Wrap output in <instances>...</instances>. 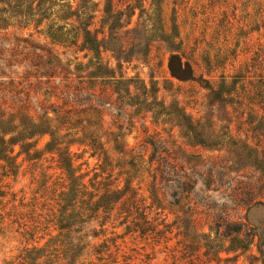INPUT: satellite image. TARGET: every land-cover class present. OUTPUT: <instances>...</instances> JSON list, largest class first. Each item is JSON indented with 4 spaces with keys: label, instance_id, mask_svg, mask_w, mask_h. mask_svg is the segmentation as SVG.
I'll list each match as a JSON object with an SVG mask.
<instances>
[{
    "label": "rangeland",
    "instance_id": "374dc122",
    "mask_svg": "<svg viewBox=\"0 0 264 264\" xmlns=\"http://www.w3.org/2000/svg\"><path fill=\"white\" fill-rule=\"evenodd\" d=\"M68 1L72 3L74 0H66L63 4ZM98 2H101L99 9L104 10L107 0L94 1ZM113 2L122 14V20L127 21L135 8L130 23L124 24L120 29L128 43L127 51L132 49L131 44L135 43L137 33L143 31V28L150 35L161 36L165 26L167 41L154 42L149 52H146L144 46V55L149 53L151 58L148 64L133 62L131 65H124L123 71L133 79V83L126 86L129 95L125 93L127 88L124 86L118 93L114 91L115 85L106 87L113 92L112 105L103 106L106 125L102 129H94L100 142L104 144L107 162H104L105 153L101 158L92 157V152L85 154L86 148L75 145L72 151L79 155L75 158V166L79 168L84 164L80 174H89L86 179L88 184L96 175H102V167L107 169L104 177L112 175L111 180L120 179L121 189L125 186V180L130 178L133 187L138 189L139 198L144 199L150 196L153 182L149 174L144 173V168L150 166L151 159L160 162L163 179L161 184L158 182L157 188L162 209L159 211L160 216L151 215V218H160L156 223L164 221V228L161 226L163 238L157 240L139 233H128L126 226H121L123 218L118 220L117 211H114L111 213V220L104 227L106 232L100 235L99 241L102 244L106 239H113L114 244L111 242L108 252L103 247L101 249L104 250L101 257L111 258L99 263L93 257L86 264L91 261L96 264H115V261L117 264H264V208H253L249 212L238 186V182L242 180H264V174L258 170L260 160H249L231 153L233 144L229 139L232 135L235 140L264 145L262 132L256 130L264 119V111L257 106L256 113L250 116L237 109L236 102H247L242 100V96L239 99L238 93L242 92L245 84L247 90L251 88L250 79L238 83L234 79L242 67L251 62L254 53L264 47V0ZM96 15L95 27L98 28L103 14L99 12ZM224 17H227V21L222 26L221 20ZM178 33L181 34L180 38H176ZM15 38L16 34L5 36L0 33V82H22L28 73L31 76L37 74L24 61L25 55L21 54L25 45H21L20 55L13 58L8 56L9 49L16 42ZM158 38L156 39L160 40ZM65 40L66 38L61 40L60 44L70 45L71 38L67 43ZM179 47L182 51L176 52ZM248 49L250 53L247 52ZM227 50L236 51L238 56L229 55V60L224 64H210L209 60L215 59L219 51ZM184 52L187 54L184 55L185 58ZM86 54L84 52L80 55L84 67L88 63V58L84 57ZM208 54L211 59H207ZM173 57L190 66L192 78L173 74L170 68ZM7 58L10 60L8 65L4 62ZM69 58L73 60L72 55ZM113 66L116 67V62H113ZM95 67L94 65L93 69ZM91 72L92 69L87 71L83 68L82 76L85 78L82 81H91L83 86L85 92L90 90L89 92L99 96L100 89L104 87L98 85L101 80L88 77ZM117 73L119 74L118 70ZM258 81L257 77L253 79L254 84ZM45 87L39 88L42 89L39 90L40 102L47 108L53 100L49 94L44 95ZM233 88L234 92L222 96L224 102L214 99L213 92H226ZM135 96L140 103L144 102L143 108L139 105H126ZM91 100L93 105H98V99ZM176 101L186 108L185 111L177 109ZM30 103L38 115H44L39 103L33 99ZM226 104H229L227 110L223 109ZM89 107V104L84 103L82 108L88 110ZM183 113L186 117H181ZM191 127L208 134L205 137L208 140L207 146L200 145L202 136L190 133ZM76 130L72 132L76 133ZM90 132L95 131L91 129L86 135H90ZM80 137L82 134L75 138ZM156 139L160 148L157 154L148 145V142ZM71 140L73 138L68 137L64 141L67 143ZM37 141L36 150L43 156L24 164L26 156L19 158L18 163L23 166L17 177L3 178L1 166L5 163L0 161V186L7 193L5 199L0 198V264H22L23 259L31 255L35 248H43L51 240L47 235L49 231L43 230L45 226L32 236L31 228L35 223L30 222L28 217L25 223L21 221V224H14L13 217L6 215L14 208L24 214L34 209L38 211L42 205V193L36 194L43 183L40 180H55L62 173L57 169V155L45 151L51 137L37 136L30 142ZM19 150L17 147L16 152ZM183 175L192 180L190 186L181 184L180 177ZM89 191L93 192L91 188ZM21 203L26 209H22ZM150 203L149 200L147 205ZM180 220H186L187 223L180 225ZM103 221L101 217L99 222ZM225 222L230 223L233 230L228 238L221 236ZM26 223L28 227L24 228L23 224ZM240 224L243 225L241 234L233 233ZM95 227L98 231L103 230L97 223ZM51 234L56 236L58 233L55 231ZM191 244L196 245V248L200 246L192 254L186 250V246ZM217 255L223 259L221 262H218ZM34 257L33 255L32 258ZM227 259L230 261H225ZM36 264L44 263L39 261ZM77 264L83 262L78 259Z\"/></svg>",
    "mask_w": 264,
    "mask_h": 264
},
{
    "label": "trees",
    "instance_id": "16d2710c",
    "mask_svg": "<svg viewBox=\"0 0 264 264\" xmlns=\"http://www.w3.org/2000/svg\"><path fill=\"white\" fill-rule=\"evenodd\" d=\"M64 1L0 0V33L5 36L17 35L16 42L13 48L9 49L8 56L13 58L20 55L18 54L20 47L22 44L25 45L21 53L25 55L24 61L29 64L30 68L37 71L34 76L28 73L25 81L22 82L12 80L0 82V161L5 163L4 166H1L2 177H17L25 162L30 163L43 156L36 150L38 141L34 143L30 141L37 136L44 137L46 135L51 137V141L46 145L45 151L57 155V169L62 172L55 180L51 178L48 181L45 178L40 180L43 183L36 194L42 193L40 197L42 205L38 211L34 209L24 214L14 208L12 212L6 214L10 218L13 217L14 224H21V221L25 223V219L28 217L30 222L35 223L31 228L32 236L39 233L40 228L45 226L43 230L49 231L47 235L51 237V240L43 248H35L31 255L24 258L22 264H36L39 261H43L44 264H77L78 259L86 264L93 257L95 260L97 258L99 263L109 260L111 257L108 259L101 257L104 251L101 249L103 247L108 252L113 239H106L102 244L99 241L100 235L106 232L104 227L111 220V213L114 211H117L118 220L123 218L121 226H126L128 233H139L157 240L163 238L161 226L164 228V221L156 223L160 218H151V215L160 216L159 211L162 209L157 188L163 179L160 162L151 159L149 167L144 165L146 167L144 173H148L153 182L150 196L142 199L139 198L138 189L133 187V181L130 178L125 180V186L121 189L119 178L111 180L112 175L104 177L107 171L106 167L101 168L102 175H96L89 180L88 184L86 179L89 174H80L84 164L79 168L75 166L77 161L75 158H78L79 155L74 153L72 148L78 145L86 148L85 154L90 151L92 157H102V154L105 153L104 144L100 142V137L94 128L102 129L106 125L103 106L112 105L113 92L111 93L106 87L115 85L114 91L118 93L122 86L126 87L128 83H133V79L123 71L124 65H131L133 62L141 65L148 64L151 58L149 53L144 55V46L146 52H149V48L154 42H166L165 26H163L161 36L158 35L159 38L150 35L143 28V31L137 33L135 43L131 44L132 49L127 51L128 43L120 29L124 27V24L130 23L135 8H133V14H130L126 21L120 17L122 14L118 12L113 0H107L104 10L99 9L101 2L94 3L95 0H74L72 3L68 1L63 4ZM99 12H102L103 15L99 20L100 26L96 28V14ZM225 21H227V17L221 20L222 26ZM162 23L164 24V20ZM180 35L178 33L176 38H180ZM65 38L66 43L71 38L70 45L60 44L61 40ZM175 51L182 50L179 47ZM84 52H87V56L84 57L88 58L85 67L80 57ZM247 52L250 53V49ZM69 55L73 56V60L69 58ZM184 55L187 54L184 52ZM229 55L238 56L236 51H219L215 59L213 58L209 62L213 65L224 64L229 60ZM208 57L211 59L209 54L207 59ZM187 60L189 61V59ZM4 62L6 65L10 64L9 58L4 59ZM113 62H116V67L113 66ZM94 65L95 69H93ZM83 68H86L87 71L92 69L88 77L101 80L98 85L104 88L100 89L99 96L89 92L90 90L85 92L83 84L91 81H82L85 78L82 76ZM170 68L177 77H193L190 66L183 64L179 58L173 57ZM256 77L259 81L254 84L253 79ZM234 79L235 83L250 79L249 85L251 86L247 90L245 84L242 87V92L238 93L239 99L242 96V100L247 101L246 103L236 102L238 112L251 116L256 113L257 106L264 111V47L254 53L251 62L246 63ZM142 85L144 89V82ZM41 86H46L44 95L49 94L53 100L47 108L40 102L41 91L39 90L42 89L39 88ZM234 91L233 88L226 92H213V96L214 99L224 102L222 96ZM125 93L129 95L128 88ZM92 98L93 101L98 99L96 100L98 105L92 104ZM31 99L39 103V108L44 112L43 116L36 113L30 103ZM129 100L126 103L127 106L139 105L143 108L144 102L140 103L138 97L135 96ZM84 103L90 105L88 110L82 108ZM179 103L177 102V109L185 111L186 108L180 106ZM227 105L229 104L223 106V109L227 110L229 108ZM181 117H186V115L183 113ZM189 125L191 126L192 123ZM79 126H83V128L78 129ZM75 129H77L76 133L72 132ZM91 129L95 132L86 135ZM256 130L261 131V135L264 137V119ZM63 132L66 134L62 135ZM192 132L197 136H202L200 145L207 146L208 140L205 138L208 137L207 133L191 127L190 133ZM81 134L82 137L75 138ZM68 137H72L73 140L66 143L64 140ZM229 139L233 144L230 149L231 153L249 160H260L258 170L264 174V145L261 143L252 145L249 141L235 140L232 135L229 136ZM157 142V139L148 142L155 154L160 150ZM17 147L20 148L19 152H16ZM233 147L235 148L233 149ZM24 155L26 160H23V164L18 163L19 158ZM106 155L107 153L104 154V162H107ZM180 182L186 187L192 184V180L186 175L180 177ZM238 186L243 203L249 210L258 205L264 206L263 179L242 180L238 182ZM2 188L3 186H0V198L5 199L7 193L2 191ZM90 188L93 192L89 191ZM149 200L151 203L147 205ZM36 205L33 207L35 208ZM20 206L22 209H26L24 204L21 203ZM101 217L104 219L102 223L99 222ZM34 218L36 221L33 220ZM95 223L103 230L98 231ZM185 223H187L186 220H180V225ZM23 226L26 228L28 224H23ZM223 227L224 231L221 236L223 238L230 237L233 231L232 225L226 223ZM242 228L243 225H237L233 233L241 234ZM55 231L58 234L52 236L51 233ZM217 233L219 234V230ZM197 248L194 244L186 246V250L190 254ZM84 252L86 254H82ZM33 255L34 258H32ZM217 260L221 262L223 259L217 255ZM114 263L117 264V261ZM88 264L96 263L91 261Z\"/></svg>",
    "mask_w": 264,
    "mask_h": 264
},
{
    "label": "water",
    "instance_id": "95a60500",
    "mask_svg": "<svg viewBox=\"0 0 264 264\" xmlns=\"http://www.w3.org/2000/svg\"><path fill=\"white\" fill-rule=\"evenodd\" d=\"M264 208V206L263 205H258V206H255V207H253V208ZM253 208H251L250 210H249V212L253 209Z\"/></svg>",
    "mask_w": 264,
    "mask_h": 264
}]
</instances>
